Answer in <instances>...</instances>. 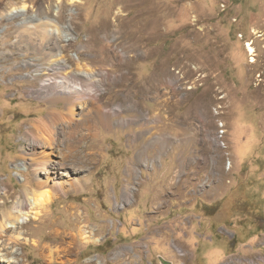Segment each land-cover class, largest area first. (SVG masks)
Listing matches in <instances>:
<instances>
[{"label": "rangeland", "instance_id": "obj_1", "mask_svg": "<svg viewBox=\"0 0 264 264\" xmlns=\"http://www.w3.org/2000/svg\"><path fill=\"white\" fill-rule=\"evenodd\" d=\"M0 29V209L33 201L31 120L90 112L67 83L110 72L86 82L109 114L101 160L65 172L87 182L43 219L9 223L25 244L10 264H264V0H0ZM51 64L68 81L34 95ZM119 106L145 124H117Z\"/></svg>", "mask_w": 264, "mask_h": 264}, {"label": "bare ground", "instance_id": "obj_2", "mask_svg": "<svg viewBox=\"0 0 264 264\" xmlns=\"http://www.w3.org/2000/svg\"><path fill=\"white\" fill-rule=\"evenodd\" d=\"M14 13H16V11ZM248 46V50L253 55L255 51L252 47H250V44ZM63 59L64 58L60 57L51 62L58 63L60 61H64ZM58 69V67L52 65L51 67L48 66L46 68L45 73H40L39 75L46 77L43 79L44 81L41 85L42 90L36 91L32 89V93L34 95H43L45 90L54 89L65 84L66 81H68V76H64L62 78L53 77L55 76L56 72L58 75ZM74 73L77 75L76 77L79 81L75 80L76 85L68 81V86H66L72 87L69 88L67 92L70 93V95L72 94V96H80L82 101H93L92 110L85 113V105L82 104L80 116L76 118L73 115V108L70 105L65 103V108L57 109V104H55V106L50 109L47 115L36 117L27 125L23 136L27 139V144L22 146L19 158L22 161L23 167H25L26 171L29 172V174L33 177V183L36 189L32 191V194L34 195L32 202L31 200L26 199L25 196L26 194L30 193V191H25V195L23 194L18 197L11 208H7V200L1 202V207L3 208L0 209V261L2 263L7 262L10 264L13 261L5 259L4 257L6 255L13 254L16 256V253L12 252L10 247L11 245H19L22 248L23 245H25L23 243L24 238H21L20 236L14 237L8 234L9 232L14 233L16 231L13 229V226H9V223L13 222L15 227L18 226L17 228L28 227L32 222V220L28 219V217H32V210H35L37 216H40L35 217L34 221H39L41 218L43 219L44 213L43 215H40L42 214V211H47L51 201L58 194L67 193L68 185L75 188V190H82L83 185L86 184L87 180H80L76 178V176H74L73 180L68 178V181L65 182L64 180H66V178L64 177L68 173V170L71 169L72 173L77 175L80 171H82V169H86L88 166L98 163L101 160V158L95 152H88V149L93 148L94 145L99 142L96 138L100 135L102 128H110L108 127L110 125L106 123L108 120L107 116H109V114L107 113L103 115L101 110L102 105L97 102L99 101L98 97L102 93L103 88H100L99 92H96L95 89L88 91L87 89L89 87L87 86L86 82L95 81L97 87H100L103 85V83L98 81L97 77H105L106 75H109L110 72L75 70ZM117 75L115 78H118ZM36 76L37 75L35 74V76L32 77ZM60 90L62 89L57 91ZM52 102L57 103V101L54 100ZM125 110L127 109L123 106H119L113 110V113L116 115L115 117H121L119 120L120 122H117V124L130 122H135L137 125L145 124L142 123L143 121L140 119H128L123 116ZM92 111L94 114H92ZM143 117L144 119L147 118L146 115ZM38 188L40 191L37 190ZM6 192H8L7 188ZM131 192L132 190L129 188L125 189L124 193L126 201L130 202L132 200ZM2 197L0 198L4 199ZM23 214H25V216ZM48 215L49 214L46 213V216ZM24 217H27L26 219L28 222H21V219L24 221ZM80 233H85L84 227H80L79 229V236H82ZM14 256L13 258L20 263L22 259L20 260L18 257ZM24 261L25 260L23 258V262Z\"/></svg>", "mask_w": 264, "mask_h": 264}, {"label": "water", "instance_id": "obj_3", "mask_svg": "<svg viewBox=\"0 0 264 264\" xmlns=\"http://www.w3.org/2000/svg\"><path fill=\"white\" fill-rule=\"evenodd\" d=\"M163 261V260H162ZM163 263L168 264L167 262L163 261Z\"/></svg>", "mask_w": 264, "mask_h": 264}]
</instances>
